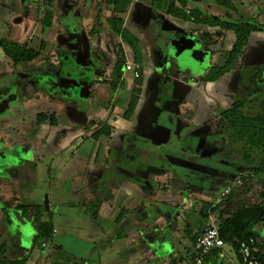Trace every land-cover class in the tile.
I'll return each mask as SVG.
<instances>
[{"label":"crops","instance_id":"crops-1","mask_svg":"<svg viewBox=\"0 0 264 264\" xmlns=\"http://www.w3.org/2000/svg\"><path fill=\"white\" fill-rule=\"evenodd\" d=\"M24 1L26 14L18 22L32 24V29L28 31L30 37L36 29H41L40 43L35 50L38 56L26 65L36 68L37 72L45 70L48 60L43 55L47 39L52 36V40L57 38L62 42L58 45L65 46L62 49L52 46L47 52L49 56L77 52L81 47L85 49L83 62L90 63L97 71H105L103 79L94 78L86 82L72 78L69 73H65V68H56L53 69L56 86L63 89L64 82L73 85L75 90L92 87L96 99L95 92L102 87L111 90L110 82L119 50L125 62L139 65L140 76L133 79L129 74H124L123 65L116 89L112 92L115 93L118 88L126 92L127 104L131 89L139 78L141 81L140 95L128 118L123 116L124 109L110 103L100 114L92 109L91 115H86L55 98L49 100L58 109L51 111L47 107L46 113L36 112V119L38 114L53 115L55 118V125L44 121L38 123L36 120L35 131L41 134L36 140L48 145V148L53 146V141L61 131L63 123L58 120L69 118L68 123L76 127L77 119L82 122L81 118L88 117L89 122L94 121L93 125L89 123L78 128L81 132L76 131L74 136L78 140L79 136L84 135L83 139L94 142L92 149L85 155L83 166L73 158L64 162L59 166L60 175L54 180V186L62 189L60 194L46 193L48 204L56 200L57 204L66 206L70 212L72 219L67 222L68 232L62 231L64 226L57 229L59 222L55 220L54 223L58 224H51L50 240L44 243L50 244L54 254L57 250L53 244L57 245V252L63 251L60 238L67 237L84 246L83 253H70L73 264H189L193 236L207 226L203 215L204 206H208L206 212L210 217L209 212L218 204L221 190L230 188V183L237 177V174H232V177H236L222 186L210 180L221 173L222 164L227 165L221 155H216V137L222 131L217 125L215 108L218 109L222 102L229 107L235 100L227 104L223 99L222 91L225 90L222 88L227 83L233 85L235 91L239 73L238 69H234L214 82L200 83V77L216 66L208 63L200 74H190L189 80L184 81V73L190 70L172 64L167 49L179 43V40L190 39L197 40L196 48L201 55L205 51H223L225 55L234 42V33L219 25L197 24L190 14L196 12L200 18L209 17L228 23H254L264 30V0H228L229 8L218 0H130L127 9L118 13L108 0H54L51 5L42 0H7L19 5ZM170 4L188 19L177 16L173 9L170 11L172 14L166 13ZM242 9L243 14L239 12ZM109 18L120 19L123 28L137 39L139 62L134 60L129 43L111 30L107 21ZM137 25H145L150 30L149 47L140 40V36L137 37ZM12 27L6 19L0 18V30L5 31L4 34L8 33L7 37L0 35V38L32 50L23 41L10 39ZM77 33H80L84 42H74ZM257 36H264V32L250 34L243 54L254 44ZM221 38L222 42L219 43ZM65 40L74 43V47L68 46ZM16 66L0 50V76L6 69ZM22 75L20 78L27 81ZM29 87L32 88L31 84L25 89ZM101 126L107 130L102 129L99 135L94 136ZM83 142L75 147V154ZM126 148L132 153L124 157ZM30 149L27 152L33 150ZM41 169L43 172L44 169ZM34 171L37 172V167ZM74 174L80 176L73 177ZM256 178L249 175L241 184L230 188L231 197L226 205L235 209L249 203L257 193ZM67 180L69 186L73 185L72 189H66ZM99 181L101 186L97 188ZM97 193L100 195L99 217L88 215L86 209ZM40 194L42 198L44 192ZM66 194L75 199L66 201L63 198ZM10 195L5 196V193L2 195L0 192V224H4L0 234V250L10 231L6 212L10 210V218L18 221L21 215H14L13 211L19 210L20 203H24L21 197ZM59 209L57 205L55 210L59 212ZM252 232L257 240L253 254L263 255L264 223L258 224ZM22 239L25 241L22 240L24 244L18 247V251L26 254L24 264H40L41 259L45 258L47 261L48 250L34 248L29 254L26 244L31 238L27 235ZM224 250L227 255L225 259L219 260L216 253H211L206 264H236L235 251L229 245ZM57 256L59 258L60 253L54 258Z\"/></svg>","mask_w":264,"mask_h":264},{"label":"rangeland","instance_id":"rangeland-1","mask_svg":"<svg viewBox=\"0 0 264 264\" xmlns=\"http://www.w3.org/2000/svg\"><path fill=\"white\" fill-rule=\"evenodd\" d=\"M43 1L44 0H42V2ZM25 5V1L19 5L11 4L7 2V0H1L0 18L6 19L11 27L13 26L10 39L23 41L22 43L30 45L33 48L32 50H37L41 38V29H36L30 37L28 36V31L32 29V24L28 23L27 25L18 22L21 18H24L26 14ZM242 11L243 9L239 10L240 13ZM135 30H137L138 33L137 37L140 36V40L148 46L150 43V30L145 25H137ZM3 32L5 31L0 30V35H6L7 37L8 33L4 34ZM76 35L74 42L81 43L83 41L82 36L80 33ZM51 38L52 36L47 39L48 44H46V51L43 55L47 58L46 60H48V63L45 65V70L37 72V69L30 65L20 64L15 68L10 67L6 69L0 76V192L2 195L5 193V196L11 194L10 196L17 195L21 197L24 203H20V205H24L29 210L35 207L39 208L41 221L43 223L51 226V224H56L54 223L56 220L59 222V224L57 223L58 225L56 224L57 229H61L62 226H64L62 231L68 232L67 222L72 218L70 217V212L65 208L66 206L63 207L62 204H57L55 200V202L50 201L48 208H45L44 197L47 196L46 193L55 195L59 192L60 194L62 189H58L54 186V184H56L54 180L60 175V165H63L64 162L73 158L74 161L79 162L81 167L83 166L82 163L85 161V155H87L88 150L92 149L94 142L93 140L87 141L83 139V137H85L84 135L79 136L78 140H75L74 136L76 131L81 132L78 128L89 125V119L88 117L81 118L82 122H80V119H77L78 127L68 123L69 118L66 120H58L61 124L63 123L61 131L53 141V146L48 148V145H43L44 143L36 140L41 134L35 131V126L37 124L35 114L37 111L46 113L47 107L48 110L51 109V111L58 109V106L51 102L49 98L59 99L62 103L68 104L78 112L86 115H91L92 109L100 114L103 109L107 107L108 103L125 110L127 94L120 88L114 93L109 88L102 87L100 91L95 92L97 97L95 99V94L92 93V87V89L85 87L75 90L73 85H67L64 82L63 89L56 86L57 84L54 83L53 77L55 71L53 69L56 68H65V73H69L72 78H77L78 80L86 82H90L89 79L91 80L94 78L98 80L103 79L105 71H97L90 63L83 62L85 60V54H83L85 49H81V47L77 52L69 51L68 54L65 55L54 54L53 56H49L47 52L50 51L49 48H52V46H54L55 49H62L65 46V44L58 45L57 43L62 44V42L57 38H54L55 40ZM179 41V43H174L173 47H168L167 51L171 54L172 64L176 63L179 67H188L190 70L184 73V81L186 79L189 80L188 77L190 74H200L208 63L221 66L224 62L223 51L213 53L205 51L201 55L196 48L197 40L193 41L189 39L185 41L182 39ZM221 42L222 38L219 40V43ZM65 43H67L68 46L71 45L74 47V45H72L74 43L72 42L69 43L65 40ZM147 51L150 52L149 49ZM64 64L66 65L64 66ZM172 67H174V65H172ZM238 73V86L235 87V91L233 90V85L227 83L223 85L222 89L226 91H222L223 99L227 104H230L233 99L243 100L245 101L244 111H249L250 113L255 112V102L264 99V36H257L254 40V44H251L246 53L242 55L241 65L238 68L237 74ZM21 75L26 77L27 81L21 79ZM28 84H31L32 88L29 87L30 89H25V86ZM225 105L226 104L222 102L220 105L221 107L219 106L218 109L215 108V113L220 109L227 108ZM248 106H251L250 109H248ZM80 138H82V140ZM81 142L83 143L80 145L77 154H75L76 152L74 149ZM30 147L33 150L27 152V149H30ZM131 153L132 152L126 148L123 155L125 157L127 154ZM35 167H37V172L34 171ZM41 168L44 169L43 172ZM77 176L79 177L80 175H73V177ZM244 180H241L237 174V177L230 183L229 187L233 188L238 186ZM68 182L67 180L66 189H72L73 185L72 187L69 186L70 184H68ZM100 186L101 182L99 181L96 187L100 188ZM230 188H227L229 193ZM224 189L226 188H223L220 192L218 203L225 201L228 197V195L222 196L221 193ZM42 192H44V194L41 198L40 193ZM63 198L66 199V201L75 199L74 196L69 194L64 195ZM226 204L227 203H225V205ZM57 205L60 206L59 212L55 210ZM86 209L88 215L99 217L101 213L99 193H97L94 200L89 203ZM9 212L10 210L6 212L5 216H7V218H5L8 222L7 224L10 225V231L7 234L5 245L3 243V250L5 255L9 258L22 259L26 257V254L20 253L18 249L15 250V247L24 244L22 242L24 236L28 235V237L31 238L33 227L29 224L27 219L22 217H20L18 221L10 218ZM13 212L16 216L20 213L19 210ZM208 220L209 223H214L212 215L208 217ZM3 229L4 224H0V234ZM28 232L31 234H28ZM60 239H62L61 245L63 247V251L61 252L56 251L54 254V251L50 250L51 247L49 243H44V246H40L46 249V251H50H47V261H45L46 258L41 259L42 261L40 264H73L74 261L71 260L69 256L70 253L76 252L79 255L84 252V246L73 242L72 239L70 240L67 237ZM254 240L257 242L256 239ZM27 244L26 249L29 251V254L34 248H39L29 242ZM57 253H60V257L58 258L57 256V258H54Z\"/></svg>","mask_w":264,"mask_h":264},{"label":"trees","instance_id":"trees-1","mask_svg":"<svg viewBox=\"0 0 264 264\" xmlns=\"http://www.w3.org/2000/svg\"><path fill=\"white\" fill-rule=\"evenodd\" d=\"M116 13L124 12L130 0H108ZM155 2L156 0H152ZM48 5H51L54 0H44ZM229 8L230 4L228 0H218ZM166 13L172 9L177 16H184V19H188L185 14H182L179 10L174 9L172 4L167 6ZM193 21L197 24L204 23L210 25H219L227 31L234 33V42L228 52L224 55V62L221 66H212L206 72L205 75L199 79L200 83L214 82L221 78L226 73L240 67L241 57L243 49L249 42L251 33L264 32L260 26L249 22H234L228 23L223 21H217L209 17L200 18V14L192 12L190 14ZM46 16V15H45ZM109 27L111 30L125 39L131 46L135 61L139 62V54L137 49V39L131 36L126 28H123L122 21L118 18H109ZM0 50L3 55L8 57L14 66L20 64H27L34 60L38 56V52L31 50L23 45H18L13 42L0 38ZM124 55L119 50L116 54V63L113 67L112 81L110 82L111 90L116 89L120 70L124 65ZM141 85L140 78L136 81V86L130 91L129 100L126 104V108L123 116L128 118L138 100L140 95ZM247 102V101H246ZM245 101L235 99L231 105L225 109H220L216 114L217 125L220 126L222 134L216 137L217 154L221 155L222 160L226 161L227 165L221 166V173L210 178L218 185L222 186L225 183H229L232 179V174H238L240 179H247L249 175L256 176L255 185L257 186V193L253 199L247 204H241L237 208H229L225 203H228L230 199V193L225 201L215 205L209 212L213 215V224L218 230L220 238L229 245L235 252L241 242L247 241L249 238L255 239L253 235V228L258 224L264 223V99L255 102L256 111L250 113L244 111ZM251 106H248L250 109ZM47 122L50 125H55V118L53 115L38 114L37 122ZM96 121V120H95ZM91 125L94 121L90 120ZM107 130L105 126H101L94 136H97L101 131ZM219 153V154H218ZM215 155L214 159L217 162L218 158ZM207 205L204 206V218L206 219V225L209 224L208 213L206 212ZM20 215L22 218L27 219L29 224L33 227V233L31 235L30 242L32 245L40 247L44 242L50 240L51 226L41 221L39 208L28 209L24 205L18 206ZM200 234V233H199ZM193 236L194 242L196 237ZM256 245V242H255ZM254 245V246H255ZM53 248L58 251L57 245L53 244ZM18 246L15 247V250ZM259 263L264 264V254L254 255ZM26 258L12 259L5 255L2 248L0 250V264H24Z\"/></svg>","mask_w":264,"mask_h":264},{"label":"built area","instance_id":"built-area-1","mask_svg":"<svg viewBox=\"0 0 264 264\" xmlns=\"http://www.w3.org/2000/svg\"><path fill=\"white\" fill-rule=\"evenodd\" d=\"M139 65L126 61L123 66V73L129 74L133 79L139 76ZM222 196L229 194L228 189H224ZM255 240L249 238L245 242H241L235 252L237 256L236 264H260L253 256ZM44 246V244H42ZM227 244L220 238L215 225L211 222L203 228L201 233L196 237L193 244L192 257L189 264H206V260L211 253H216L219 260L227 257L224 248Z\"/></svg>","mask_w":264,"mask_h":264},{"label":"water","instance_id":"water-1","mask_svg":"<svg viewBox=\"0 0 264 264\" xmlns=\"http://www.w3.org/2000/svg\"><path fill=\"white\" fill-rule=\"evenodd\" d=\"M44 205H45V208H48L47 196L44 197Z\"/></svg>","mask_w":264,"mask_h":264},{"label":"flooded vegetation","instance_id":"flooded-vegetation-1","mask_svg":"<svg viewBox=\"0 0 264 264\" xmlns=\"http://www.w3.org/2000/svg\"><path fill=\"white\" fill-rule=\"evenodd\" d=\"M139 70H140V69L138 68V73H139V76H140V71H139ZM139 76H138V77H139ZM138 77H137V78H138ZM137 78H136V79H137Z\"/></svg>","mask_w":264,"mask_h":264}]
</instances>
